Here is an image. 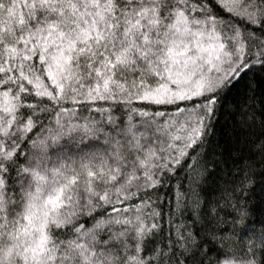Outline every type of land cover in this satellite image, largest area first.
Masks as SVG:
<instances>
[{"label": "snow or ice", "instance_id": "snow-or-ice-1", "mask_svg": "<svg viewBox=\"0 0 264 264\" xmlns=\"http://www.w3.org/2000/svg\"><path fill=\"white\" fill-rule=\"evenodd\" d=\"M257 168L264 0H0V264H264Z\"/></svg>", "mask_w": 264, "mask_h": 264}, {"label": "trees", "instance_id": "trees-1", "mask_svg": "<svg viewBox=\"0 0 264 264\" xmlns=\"http://www.w3.org/2000/svg\"><path fill=\"white\" fill-rule=\"evenodd\" d=\"M225 119L227 118L225 117ZM232 123L236 128L235 133L233 132V128L227 125H225L226 131L239 141L238 147L244 154H249L248 145L251 143V139L249 138L250 133L239 128L238 125H235L234 121ZM221 124H224L223 120ZM261 170V168L255 169L257 174L248 176L242 182L241 188L237 191L236 200L233 201L234 204L238 202V207L241 210L237 212L240 218L235 221V230L238 235L240 234L239 229L245 228L248 225H251L257 232L264 229V204H261V201H264V176L258 174ZM228 222H232L231 217L228 218ZM252 234L250 233V235Z\"/></svg>", "mask_w": 264, "mask_h": 264}]
</instances>
